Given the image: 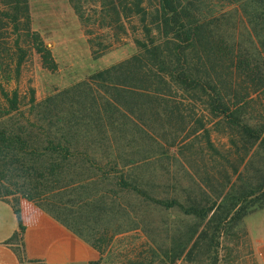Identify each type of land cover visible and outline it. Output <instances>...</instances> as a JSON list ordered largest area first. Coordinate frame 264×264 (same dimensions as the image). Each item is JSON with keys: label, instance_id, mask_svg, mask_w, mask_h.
I'll list each match as a JSON object with an SVG mask.
<instances>
[{"label": "trees", "instance_id": "16d2710c", "mask_svg": "<svg viewBox=\"0 0 264 264\" xmlns=\"http://www.w3.org/2000/svg\"><path fill=\"white\" fill-rule=\"evenodd\" d=\"M69 1L94 59L116 45L109 32L88 29L91 18L101 31L119 25L123 35L135 18L142 38L134 39V56L43 102L31 90L27 109L18 86L32 49L42 54L47 69L57 65L32 28L30 0H0V200L12 205L19 221L8 244L25 264L20 203L26 199L93 245L101 259L92 264H126L105 257L101 245L107 230L99 232L98 241L89 238L90 223L96 227L103 216L115 222L120 213L128 214L120 210L119 193L102 188L106 180L114 177L122 192L166 209L184 208L147 191L150 179L136 171L150 157H161L168 148L185 159L198 155L200 170L213 178L219 160L231 165L235 156L242 165L257 146L264 148V111L255 110L264 95V0ZM85 4L95 8L93 17L86 16ZM218 130L235 153L215 145ZM248 181L250 189L232 198L233 209L245 200L233 220L264 208V183ZM219 208L214 201L206 209L184 210L205 219ZM172 252L153 251L137 264H175L182 252L175 257Z\"/></svg>", "mask_w": 264, "mask_h": 264}, {"label": "rangeland", "instance_id": "374dc122", "mask_svg": "<svg viewBox=\"0 0 264 264\" xmlns=\"http://www.w3.org/2000/svg\"><path fill=\"white\" fill-rule=\"evenodd\" d=\"M29 4L31 14L36 20V25L32 28L34 30L39 27L38 29L42 31L44 42L52 51L57 68L47 69L42 54L37 49H32L19 80L22 107L29 109L31 90H35L37 101L43 102L48 97L87 80L92 74L138 53L134 39L142 36L136 30L139 24L135 18L126 22L127 35L118 32L119 25H115L112 30L101 31L97 23L93 24L94 18H91L95 8L92 4H85L86 16L92 20L88 29L106 35L109 32L111 42L116 45L108 54L94 59L85 28L80 24L78 26V17L69 0H30ZM50 15H61L62 19H54V16ZM40 16L46 17L47 20L43 17L38 19ZM117 38L120 39V43ZM13 87H16V84H13ZM260 98L255 110L264 111V95ZM128 139L132 140L129 136ZM199 139L203 140L202 137ZM213 139L222 153L229 150L235 153L227 136L220 131L213 134ZM144 144L148 148L150 142ZM201 145L205 147L204 144ZM184 156H178L175 149L168 148L161 157L149 156L150 160L142 171H136V174L150 179L151 187L146 188L149 193L169 201L175 199L184 208L176 206L166 209L145 201V198L137 193L122 192L116 185L114 177H111L103 183L102 188L118 192L121 198L120 210H125L128 214L120 213L115 222L110 221L108 216H103L96 227L90 223L87 226L90 229L89 238L97 240L99 234H105L103 231L107 230L105 242L101 245L105 257L126 264L145 262L153 251L157 256L175 251L173 257L182 252L175 264H257L256 239L259 218L264 217V208H252L254 210L246 217L233 220L232 215L235 211L241 206L245 207V200L234 210L233 204L236 199L232 201V198L234 195L238 196L241 189H250L249 177L253 179L254 185L264 183L263 146H257L242 165L240 158L236 159L235 156L231 158L233 162L231 165L219 160L214 166L213 178L200 170L198 155L190 159H185ZM206 158L211 159L210 153ZM210 162L212 167L213 161ZM195 163L199 167L194 166ZM238 167L239 174L236 175L235 168ZM219 170L221 172L218 175ZM207 180L209 184L202 186L200 182ZM222 191H225L226 201H223L224 197L218 196ZM214 201L220 204V208L211 212L205 219L186 214L184 210L186 207L206 209ZM193 232L195 233L191 242Z\"/></svg>", "mask_w": 264, "mask_h": 264}, {"label": "crops", "instance_id": "0c3cea01", "mask_svg": "<svg viewBox=\"0 0 264 264\" xmlns=\"http://www.w3.org/2000/svg\"><path fill=\"white\" fill-rule=\"evenodd\" d=\"M50 16H54V19H62L61 15ZM41 17L47 20L44 16L38 19ZM31 20L33 27L36 25V20L32 14ZM77 20L78 26L80 24L82 27L79 17ZM38 28L34 30L44 40L42 31ZM20 209L25 227L23 236L25 264H92L101 259V253L93 245L73 233L35 203L22 199ZM18 231L19 221L12 205L0 200V264H21L17 254L8 244ZM257 236V264H264V217L259 218Z\"/></svg>", "mask_w": 264, "mask_h": 264}]
</instances>
